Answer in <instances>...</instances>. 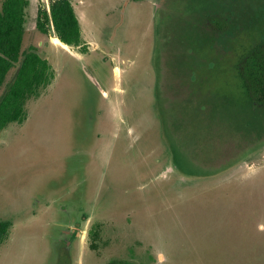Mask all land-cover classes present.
I'll return each mask as SVG.
<instances>
[{"label":"rangeland","instance_id":"374dc122","mask_svg":"<svg viewBox=\"0 0 264 264\" xmlns=\"http://www.w3.org/2000/svg\"><path fill=\"white\" fill-rule=\"evenodd\" d=\"M135 1L76 0L94 42L86 53L52 48L60 39L53 27L48 36L32 32L51 0H30L24 46H50L44 53L55 79L27 103L26 120L0 136V222L12 223L0 264H264V148L215 176L192 162L196 168L171 172L173 143L152 88L154 0ZM96 45L119 60L115 88L102 97L100 131L90 117L101 101L84 67L96 77L87 61ZM61 48L71 54L64 68ZM73 206L85 215L67 250L57 221ZM93 230L100 231L95 249Z\"/></svg>","mask_w":264,"mask_h":264},{"label":"flooded vegetation","instance_id":"af4514ba","mask_svg":"<svg viewBox=\"0 0 264 264\" xmlns=\"http://www.w3.org/2000/svg\"><path fill=\"white\" fill-rule=\"evenodd\" d=\"M132 1L136 2L128 0L129 4ZM220 1L154 0L157 46L152 88L156 91L157 118L172 139L169 151L174 173H180L177 161H184L183 155L185 162L205 168L211 172L208 176H215L250 160L264 148L263 101L253 99L241 71L251 51L263 41V0L258 3L260 10L254 6L257 0L238 3L232 0L231 4L222 0V5ZM32 32L45 35L40 32L38 22ZM50 45L58 49L55 44ZM110 51L116 58L105 56L101 49L91 50L87 57L90 66L96 65V77L102 87L101 90L94 86L101 102L93 107L90 117L98 131L103 126L100 121L103 94L114 90L117 82L112 65L118 54ZM70 55L65 50L60 55L57 52V61L64 63L63 68L68 65ZM260 96L263 98V92ZM161 107L163 112H159ZM123 110L130 109L125 106ZM252 114L254 118L259 114V130H253L257 124L251 122ZM88 154L87 164L96 156V149ZM70 208L73 212L67 217L72 218L57 221L61 228L59 244H65L67 250L81 236L76 229L85 215L83 209L82 218L76 220L75 206ZM61 238L68 240L64 242ZM56 252L59 254L57 249Z\"/></svg>","mask_w":264,"mask_h":264},{"label":"trees","instance_id":"16d2710c","mask_svg":"<svg viewBox=\"0 0 264 264\" xmlns=\"http://www.w3.org/2000/svg\"><path fill=\"white\" fill-rule=\"evenodd\" d=\"M73 1L51 0L50 12L40 8L37 18L39 30L48 35L53 27L62 42L70 47L82 48L87 53L88 46L84 41ZM236 1L238 3V0ZM226 2L231 4L232 0H226ZM260 2V0L254 2L257 10H260L258 5ZM29 5V0H2L0 10V136L10 124L23 123L26 120L27 103L38 97L41 89L49 87L55 79L54 64L50 58L41 52L37 46H30L29 48L24 46ZM220 5H222V0ZM248 59V63L242 64L241 71L252 92L253 99L258 103L263 101L264 138V0L263 41L251 51ZM262 92L263 98L260 96ZM256 116L254 118V114L251 115V122L257 124L253 128L254 131L261 127L259 114ZM176 151L179 153L178 149ZM177 165L179 168L193 166L189 161H177ZM197 169L202 170L206 175L211 174L205 168L197 167ZM67 212L73 211L68 210ZM74 213H76L74 215L76 220L82 218L80 216L82 210H76ZM71 218L66 217L65 220L69 221ZM9 227V223L0 222V245L6 241ZM91 236L92 247L95 249L100 238V231L93 230ZM110 264L131 263L114 261Z\"/></svg>","mask_w":264,"mask_h":264},{"label":"water","instance_id":"95a60500","mask_svg":"<svg viewBox=\"0 0 264 264\" xmlns=\"http://www.w3.org/2000/svg\"><path fill=\"white\" fill-rule=\"evenodd\" d=\"M52 43L56 44V45H60L61 47L65 48L66 50H69L70 46L65 44L64 42H62L61 39H55L52 41ZM85 67V72L87 74V76L91 79L92 83H94L99 89L102 90L101 84L99 83V81L97 80L96 77H94L90 71L87 69V67L84 65Z\"/></svg>","mask_w":264,"mask_h":264},{"label":"crops","instance_id":"0c3cea01","mask_svg":"<svg viewBox=\"0 0 264 264\" xmlns=\"http://www.w3.org/2000/svg\"><path fill=\"white\" fill-rule=\"evenodd\" d=\"M75 2H76V0L73 1V6L75 5ZM29 3H30V5H31L30 0H29ZM30 5H29V7H30ZM29 7H28V8H29ZM74 9H75V6H74ZM75 11H76V9H75ZM76 14H77V17H78L79 22H80V25H81L82 35H83L84 41H85L86 44L89 46V48H91V47H93V46H91V45H94V42H93L92 39L89 38V36H87V34H86V32H85V29H84V27H83L82 21H81L80 17L78 16L77 11H76ZM27 15H28V9H27ZM26 32H27V30H26ZM57 39H58V38H57ZM52 41H53V40H52ZM57 46H58V45H57ZM100 46H101V45H100ZM94 49H99V45H96V47H95Z\"/></svg>","mask_w":264,"mask_h":264}]
</instances>
